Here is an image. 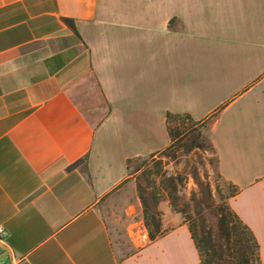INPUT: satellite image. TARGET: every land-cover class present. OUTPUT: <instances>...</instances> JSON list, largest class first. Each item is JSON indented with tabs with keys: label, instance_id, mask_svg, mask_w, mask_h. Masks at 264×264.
I'll return each mask as SVG.
<instances>
[{
	"label": "crops",
	"instance_id": "0c3cea01",
	"mask_svg": "<svg viewBox=\"0 0 264 264\" xmlns=\"http://www.w3.org/2000/svg\"><path fill=\"white\" fill-rule=\"evenodd\" d=\"M167 112L209 120L264 264V0H0V259L199 264L187 223L119 256L103 214Z\"/></svg>",
	"mask_w": 264,
	"mask_h": 264
},
{
	"label": "rangeland",
	"instance_id": "374dc122",
	"mask_svg": "<svg viewBox=\"0 0 264 264\" xmlns=\"http://www.w3.org/2000/svg\"><path fill=\"white\" fill-rule=\"evenodd\" d=\"M203 124L185 130L169 147L130 160L126 179L103 209L117 219L112 238L119 256L144 243L143 227L158 235L172 224L200 218L205 227L215 228L217 207L229 202L234 187L217 170Z\"/></svg>",
	"mask_w": 264,
	"mask_h": 264
},
{
	"label": "trees",
	"instance_id": "16d2710c",
	"mask_svg": "<svg viewBox=\"0 0 264 264\" xmlns=\"http://www.w3.org/2000/svg\"><path fill=\"white\" fill-rule=\"evenodd\" d=\"M64 20L74 28L72 19L64 18ZM206 120L208 119L196 120L187 113L167 112L166 127L170 137V144L167 147L185 130L191 131ZM173 122L176 125H173ZM203 125L206 126L205 123ZM197 135L201 134L198 132ZM131 159L133 158L127 160V169ZM235 192L234 187L229 198ZM146 215L148 218L145 211ZM216 216L215 228L205 227L200 218H193L187 224L199 253V264H261L259 243L253 231L231 208L228 201L224 200L218 205ZM149 235L151 238L155 237L151 231Z\"/></svg>",
	"mask_w": 264,
	"mask_h": 264
},
{
	"label": "built area",
	"instance_id": "2783aa9c",
	"mask_svg": "<svg viewBox=\"0 0 264 264\" xmlns=\"http://www.w3.org/2000/svg\"><path fill=\"white\" fill-rule=\"evenodd\" d=\"M141 231H142V234H143L141 236L144 237V233L147 230L145 229V227H143L141 229ZM5 236H6V232L3 229V227L0 226V242H2L4 240ZM0 264H25V263H24V259L22 257H14V256H11L10 260L8 261V263H5L4 261H2L0 259Z\"/></svg>",
	"mask_w": 264,
	"mask_h": 264
}]
</instances>
